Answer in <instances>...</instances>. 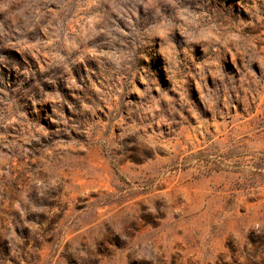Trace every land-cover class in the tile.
I'll list each match as a JSON object with an SVG mask.
<instances>
[{"label": "rangeland", "instance_id": "374dc122", "mask_svg": "<svg viewBox=\"0 0 264 264\" xmlns=\"http://www.w3.org/2000/svg\"><path fill=\"white\" fill-rule=\"evenodd\" d=\"M0 264H264V0H0Z\"/></svg>", "mask_w": 264, "mask_h": 264}]
</instances>
